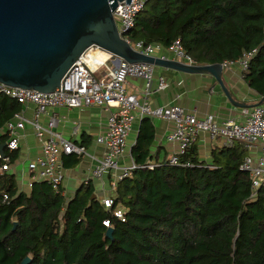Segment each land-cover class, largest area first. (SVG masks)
I'll return each instance as SVG.
<instances>
[{"label": "trees", "instance_id": "1", "mask_svg": "<svg viewBox=\"0 0 264 264\" xmlns=\"http://www.w3.org/2000/svg\"><path fill=\"white\" fill-rule=\"evenodd\" d=\"M129 39L166 49L180 40L197 64L256 50L243 78L264 96V0H149ZM21 108L0 92V147L11 162L18 151L7 150L5 125ZM146 120L131 148L139 167L118 182L110 209L92 180L67 196L46 180L23 191L15 173L0 174V264H264V186L251 196L244 144L215 146L206 161L194 142L180 163L150 168L154 129ZM118 205L125 220L113 214Z\"/></svg>", "mask_w": 264, "mask_h": 264}, {"label": "built area", "instance_id": "2", "mask_svg": "<svg viewBox=\"0 0 264 264\" xmlns=\"http://www.w3.org/2000/svg\"><path fill=\"white\" fill-rule=\"evenodd\" d=\"M149 0H126L119 2L113 11L120 35L125 38L134 49L146 54L156 55L162 49L158 44H145L142 40L132 42L129 33L135 25L137 15L142 11ZM174 55V59L189 64H197L184 50L180 40H176L168 48ZM107 55L103 61H91V55L95 52ZM256 50H253L236 60H227L223 66L239 65L243 70L249 67V61ZM162 58H169L160 55ZM111 54L99 46H91L87 52L77 60L62 79L59 87L49 93L20 87H10L0 83V92L17 99L22 105L33 104L34 115L26 118L21 111L8 120L5 131L9 135L7 142L8 152L19 151L20 142L29 123L40 142V154L34 159L26 161V167L30 175L24 187L20 190L29 191L36 180H46L56 192L66 195L63 189L64 156L76 154L78 156L89 154L87 147L75 143L56 130L58 119L54 114L49 115L46 124L42 123V117L49 109L57 107L77 108L82 106L99 105L111 108L107 126L103 133L99 134L96 142L104 146L101 157H95L96 163L92 169L93 178H103L108 174L113 175L112 188L115 191L118 182L127 176H131L134 169L139 167L131 156L128 165H122L120 159L130 149L128 142L133 122L136 118L161 117L174 123L170 131L168 141L176 144L177 148L169 157L172 164L180 163V155L194 143L200 132H206L211 138H220L223 145L232 146L235 142H242L249 153L245 156L241 168L249 173L251 179L252 197H255L259 188L264 186V105L258 104L242 108L243 119L236 121L226 119L218 122L214 115L198 117L194 110H189L180 105L152 106L150 94L155 90H163L168 84L162 75H156V66L150 63H129L125 60L112 61ZM138 78L145 81L141 93L130 92L126 88L128 79ZM135 144V142H134ZM133 144V145H134ZM257 150L256 152H253ZM3 163L0 165V174L12 172L16 174L17 158L11 162L10 155L0 154ZM16 164V165H15ZM189 165L188 162L183 163ZM156 163H148L154 168ZM16 168V169H15ZM16 175H19L18 172ZM21 179V178H20ZM102 205L110 209L114 204L112 195L101 199ZM113 214L125 220L124 210L118 205ZM109 226V220L103 222Z\"/></svg>", "mask_w": 264, "mask_h": 264}, {"label": "water", "instance_id": "3", "mask_svg": "<svg viewBox=\"0 0 264 264\" xmlns=\"http://www.w3.org/2000/svg\"><path fill=\"white\" fill-rule=\"evenodd\" d=\"M124 0H0V83L10 87L55 91L87 50L99 46L113 59L150 63L189 73H210L235 105L223 80L222 63L189 64L146 55L123 38L113 11ZM130 3L131 0H126ZM262 98L261 103H263ZM5 143L0 147L1 153ZM16 226H14L15 228ZM112 237V228L107 229ZM26 257L22 264H27Z\"/></svg>", "mask_w": 264, "mask_h": 264}, {"label": "crops", "instance_id": "4", "mask_svg": "<svg viewBox=\"0 0 264 264\" xmlns=\"http://www.w3.org/2000/svg\"><path fill=\"white\" fill-rule=\"evenodd\" d=\"M160 55L174 59L173 53L166 48H162L156 53V56ZM106 56L103 55L98 60L103 61ZM116 61L112 59V61H108V64L116 63ZM156 75L164 76L168 86L163 90H155L150 94L149 98L152 106L180 105L186 109L194 110L200 118L212 114L218 122L226 119L241 121L243 119L242 108L258 105L264 98L244 80L243 71L239 65L225 66L223 69V80L233 99L245 103V106L232 103L223 87L210 73H189L156 66ZM144 85L145 81L143 79L130 78L127 81L126 88L130 92L139 94L143 90ZM261 104L264 105V101ZM34 109L33 104H27L22 105L20 111L26 118L31 119L34 115ZM110 113L111 108L108 106L90 105L77 108L57 107L49 109L43 115V124L47 123L49 115L54 114L57 116L58 123L55 129L75 143L82 144L86 137L90 141L87 147L89 154L80 156L67 154L63 158L64 161L72 162L74 155L79 157V162L73 166H66L64 163L65 178L63 189L67 196L72 195L82 183L88 180L94 182L95 194L100 200L103 197L114 194L112 188L114 177L112 174L100 179L92 176V169L96 163L95 157H101L104 152V146L98 144L96 138L105 131ZM145 118H147L145 122L153 125L154 129V141L151 147V153L154 157L148 163H158L168 159L177 148L176 144L169 142L167 138L170 131L174 128L172 121L161 117L136 118L128 139L130 149L120 159L122 165H128L131 162V148L137 140L140 127ZM196 144L199 158L210 161L211 150L215 146L223 145V141L220 138H211L206 132H200L196 139ZM40 152V142L35 136L32 126L27 123L21 138L18 159L16 160L18 165L16 166L17 169H15L19 174L17 175L19 187H24L23 183L30 178L26 161L34 159ZM253 152L257 153V150Z\"/></svg>", "mask_w": 264, "mask_h": 264}, {"label": "bare ground", "instance_id": "5", "mask_svg": "<svg viewBox=\"0 0 264 264\" xmlns=\"http://www.w3.org/2000/svg\"><path fill=\"white\" fill-rule=\"evenodd\" d=\"M106 56V54L105 53H102V52H95V53H93L92 55H91V61H95V60H98L100 57H102V56ZM107 57V56H106Z\"/></svg>", "mask_w": 264, "mask_h": 264}, {"label": "rangeland", "instance_id": "6", "mask_svg": "<svg viewBox=\"0 0 264 264\" xmlns=\"http://www.w3.org/2000/svg\"><path fill=\"white\" fill-rule=\"evenodd\" d=\"M100 58H101V57H100ZM100 58H99V59H100Z\"/></svg>", "mask_w": 264, "mask_h": 264}]
</instances>
